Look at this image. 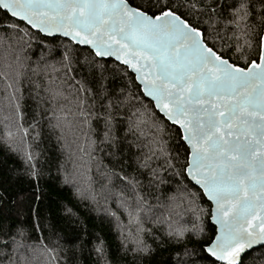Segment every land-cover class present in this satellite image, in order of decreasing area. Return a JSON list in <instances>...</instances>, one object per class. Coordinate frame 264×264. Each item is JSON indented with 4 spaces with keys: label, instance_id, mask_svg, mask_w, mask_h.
Masks as SVG:
<instances>
[{
    "label": "trees",
    "instance_id": "trees-1",
    "mask_svg": "<svg viewBox=\"0 0 264 264\" xmlns=\"http://www.w3.org/2000/svg\"><path fill=\"white\" fill-rule=\"evenodd\" d=\"M254 4L252 16L239 29L215 27L209 40L218 53L241 67L253 58L258 60L259 39L264 34L257 15L260 4L258 0ZM245 24L248 35L244 34ZM21 27L27 26L21 23ZM201 27L209 31L207 25ZM29 32L32 38L25 37V52L16 61L21 44L15 33L6 34L0 28V37L7 36L0 39V252L7 253L0 256V264H9L12 253L10 242L3 248L9 241L3 234L14 235L18 230L34 247L22 250L19 258L13 257L15 264H207L200 259L205 255L202 252L185 255V250H199L205 240L210 242L215 228L210 223V204L202 192L185 173L173 174L186 167L187 160V147L178 139L179 129L155 110L126 67L96 58L107 65L104 83L110 92L123 88L139 94L141 102L133 101L121 109L125 119L117 118L113 133L121 138L122 155H110L114 150L100 142L101 122L92 119L85 123L80 112L84 93H78L76 81L96 88L84 63L86 56L92 58L90 50L61 37H45L32 29ZM66 48L72 57L71 72L62 66ZM137 108L139 119L145 122L143 135L134 129L135 135L129 133L127 141L140 150L128 148L123 140L127 117ZM94 111H100L99 105ZM157 132L167 142V156L176 164L174 168L169 169L163 157L153 158L149 168H140L135 162L136 156L143 159L148 153L147 146ZM151 169L157 170L162 183L149 185ZM113 172L135 176L139 181L136 193L144 197L140 214L130 216L121 207L120 201L131 193L111 175ZM130 203L135 204V199ZM169 225L189 230L195 225L203 231L177 243L166 238ZM138 241L154 249L153 254L134 258L131 248ZM97 245L103 249V258L95 250ZM261 253L264 246L246 253L239 264H264Z\"/></svg>",
    "mask_w": 264,
    "mask_h": 264
},
{
    "label": "snow or ice",
    "instance_id": "snow-or-ice-1",
    "mask_svg": "<svg viewBox=\"0 0 264 264\" xmlns=\"http://www.w3.org/2000/svg\"><path fill=\"white\" fill-rule=\"evenodd\" d=\"M258 2L259 27L264 31V0ZM254 7V0H0V28L6 34L15 33L21 44L16 61L25 52V37L32 38L29 29L47 36L58 33L90 48L92 58L86 56L84 63L96 88L76 81L78 93H84L80 112L85 123L92 119L101 122L100 142L114 150L110 153L114 157L122 155L121 138L113 133L117 118L125 119L121 109L133 101L141 102L139 94L123 88L110 92L104 83L107 65L96 58L115 57L133 70L142 94L179 129L178 139L187 145L186 167L173 174L186 173L213 204L212 218L218 225L215 238L205 240L199 250H185L186 256L204 253L200 259L207 264H237L246 250L264 245V36L259 39L258 61L253 58L243 67L230 63L209 43L215 27L239 29ZM244 27L248 35L247 24ZM71 63L66 48L62 58L66 72L73 71ZM97 105L99 112L94 111ZM140 115L137 108L127 117L123 140L128 148L140 150L127 141L129 133L135 135L134 129L143 135L145 122ZM147 147L143 159L135 157L140 168H149L153 158L161 157L169 169L176 166L169 160L167 142L159 132ZM173 160L179 163L178 157ZM111 175L131 193L120 201L121 207L130 216L140 214L144 197L136 193L139 181L119 172ZM153 182H163L156 169L150 170L149 185ZM133 198L135 204L130 203ZM202 231L195 225L193 230L169 225L166 238L179 243ZM3 235L9 237L3 248L7 249L9 242L12 245L9 264H15L13 257L19 258L22 250L34 247L26 243L29 238L22 230ZM95 250L103 258L102 247L97 245ZM131 252L134 258H144L154 249L138 241Z\"/></svg>",
    "mask_w": 264,
    "mask_h": 264
},
{
    "label": "water",
    "instance_id": "water-1",
    "mask_svg": "<svg viewBox=\"0 0 264 264\" xmlns=\"http://www.w3.org/2000/svg\"><path fill=\"white\" fill-rule=\"evenodd\" d=\"M32 30H34V31H36V32H38L36 29H32ZM41 35H43V36H45V37H61V38H63V39H66V40H68V41H70L71 43H73L71 40H70V38H68V37H64V36H62L61 34H53V36H47L46 34H44V33H40ZM262 36H264V34L262 35ZM74 45H77V46H80V47H84V48H88L89 50H90V48L88 47V46H86V45H78V44H75V43H73ZM91 51V50H90ZM98 59H101V58H98ZM103 59H111V60H113V61H115L116 63H118V64H120L118 61H116L115 60V57H106V58H103ZM258 61V60H257ZM231 63V62H230ZM120 65H122V64H120ZM124 67H126L127 69H128V71L130 72V73H132L133 74V76H134V78H135V81H136V83L138 84V86L140 87V83H139V81H137L136 80V74L133 72V70L132 69H130V68H128L127 66H125V65H123ZM146 99H148V100H150L152 103H153V105H154V108H155V110L167 121V122H169L170 124H171V122L170 121H168L166 118H165V116H164V114L163 113H161L160 111H159V109H157L156 107H155V103H154V101H152L150 98H148V97H146V96H144ZM172 125V124H171ZM174 126V125H173ZM176 127V126H175ZM186 145V144H185ZM186 147H187V145H186ZM185 175H186V177H187V174L185 173ZM187 179L195 186V187H197L201 192H202V194H203V190L198 186V185H196L190 178H188L187 177ZM203 196H204V194H203ZM205 197V199L207 200V202L210 204V223H211V225L215 228V235H216V230H217V228H218V225L215 223V221L213 220V218H212V209H213V204H212V202L211 201H209L208 199H207V197L206 196H204ZM215 235H214V237L213 238H215ZM262 246H264V245H256V246H254L252 249H249V250H246V252L245 253H242L241 255H242V257L246 254V253H248V252H250V251H252L253 249H256V248H258V247H262ZM241 261V260H240ZM240 261H238L237 262V264H239L240 263Z\"/></svg>",
    "mask_w": 264,
    "mask_h": 264
}]
</instances>
